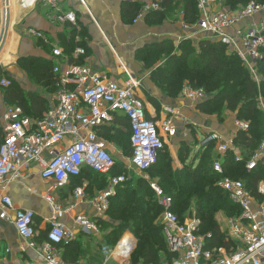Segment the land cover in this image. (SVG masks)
<instances>
[{
  "label": "built area",
  "instance_id": "built-area-1",
  "mask_svg": "<svg viewBox=\"0 0 264 264\" xmlns=\"http://www.w3.org/2000/svg\"><path fill=\"white\" fill-rule=\"evenodd\" d=\"M55 5L54 0H43ZM139 5L140 15L162 10L160 0H125ZM198 18L194 24H182L187 30L202 34L205 39L222 45L229 54L239 57L252 80L258 84V63L264 60V1H252L236 10L226 9L221 0H197ZM258 16V21L253 19ZM62 20L76 25L74 13H67ZM240 26V27H239ZM40 39L42 34L31 32ZM83 48L73 51L78 59L85 55ZM52 56L59 60L52 72L56 76V103L38 120L23 115L20 107H7L2 115L4 126L0 144V180L17 176L30 163L37 164L44 181H52L55 188L66 187L71 179L81 175L84 169L98 174H108L115 167L116 160L109 153L105 143L98 137L96 129L109 122L114 114L128 119L130 126L131 157L128 170L141 174L148 180L146 172L156 164L158 153L164 148L166 139L176 134L172 110L165 109L167 117L160 122L148 119L145 103L140 96V82L128 72L123 84L111 80L105 74H96L82 65L69 64L60 48L52 49ZM2 88L11 86L7 79L0 80ZM188 99H204L201 90L186 89ZM264 111V104L261 103ZM240 130L247 131V123H238ZM71 138V140H70ZM69 139V140H68ZM220 142L218 155H226L229 143L220 141L216 133L208 135L202 143ZM65 144V145H64ZM64 145V146H63ZM231 145V144H230ZM63 146V147H62ZM48 153L44 157V153ZM264 156L262 142L253 158L246 164L248 171ZM240 161V158H236ZM213 171L223 176L222 162L217 159ZM127 178L115 176L109 181V189L97 200L99 216L106 210L107 199L114 195V189ZM217 186L227 194L230 202L240 208L239 217L228 219L227 242L236 241L229 249L207 248L211 236L199 232L200 220H181L173 211L171 197L155 184L150 187L162 208L160 218L169 252L174 256L172 264H264V181L258 183L256 196L249 192L244 183L222 178ZM77 198L83 197V190H75ZM52 211L48 221L45 240L37 242L32 211L16 209L12 201L0 193V219L10 221L26 247L37 255L29 264H62L56 246L69 241L72 234L60 224L63 210L50 197L46 198ZM75 223L85 231H96L95 222L85 216H77ZM230 239V240H229ZM233 241V242H232ZM10 250H6L8 253ZM0 264H8L0 260Z\"/></svg>",
  "mask_w": 264,
  "mask_h": 264
},
{
  "label": "crops",
  "instance_id": "crops-1",
  "mask_svg": "<svg viewBox=\"0 0 264 264\" xmlns=\"http://www.w3.org/2000/svg\"><path fill=\"white\" fill-rule=\"evenodd\" d=\"M54 1L55 5L47 4L43 0H8L9 7L7 8L3 0H0L1 28L5 24L4 13L7 10L10 12V26L4 48L6 52L0 61V80H9L11 86L13 85V88L17 89L21 97L27 101H29L28 97L31 94H36L42 98L44 110L41 111L39 118L56 103L57 78L53 74L52 69L54 65L59 64V60H55L52 56V49L60 48L64 57L68 59L69 64L86 66L93 73L105 74L119 84H123L126 80L125 71H128L135 80L140 82V96L145 103L147 117L151 121L161 123L168 116L165 109L172 110L176 134L166 139L165 146H167L169 141L175 139L176 142L188 145L191 150L189 156L182 162L178 157V151L175 152L171 148L174 169H181L185 165L196 166L198 164V160H196L197 154L207 146L202 147L203 140L212 133H216L220 137L221 142L229 143L230 149L228 151L233 153L235 160L237 157L240 158V161L243 160L242 150L236 149L234 140L237 132L242 131L238 123L247 122L237 120L234 112L223 109L220 115H210L217 116L218 120H223V122L212 119L210 123L207 121L209 115L198 110L199 104L210 99V95L206 94V98L201 100L188 99L183 95L184 91L186 89L194 90V88L185 83L177 99H174L163 94L156 83L150 80L152 71L163 67L167 56L181 53V44L185 45L184 47L190 46L196 52L199 51V45L203 41L217 44V42L205 39L195 29L187 30L182 27V24L189 23L185 20L184 5L181 0H171L172 11L166 8L163 0H160L161 11L151 12L140 17L139 5L125 0ZM67 13L75 14L76 25L62 20ZM257 21L258 16L253 19V22ZM31 32L42 34L44 39L36 37ZM77 48H83L86 52L84 56L75 59L73 51ZM27 63L35 66L50 65L52 68L50 73L54 85L46 86L36 82L24 68V64ZM152 63L156 64L149 67ZM241 65L249 74L242 62ZM256 70L260 83L258 66ZM259 83L256 85L259 86ZM8 88L0 86V132L2 135L4 126L2 115L8 106L12 107L5 97ZM151 98L154 101H151ZM261 103L264 104V99L260 96L258 97V104L264 116ZM21 110L26 118L33 120L31 119L32 117L25 115L22 108ZM124 118L121 114H114L109 122L96 129L98 137L105 143L107 150L116 161H120L122 154L118 151L112 138L117 131L123 132L124 130L127 131L128 137H130L127 122L125 124L122 123ZM107 132H109L108 135L106 134ZM1 137L0 140H2ZM210 143H213L215 148L213 164L217 159L223 164L225 155L219 156L217 152L221 143ZM257 150L258 148L254 151L249 161ZM47 156L48 153H44V157ZM125 165L128 169L129 159ZM257 165L264 167V156L257 161ZM40 171L41 169L37 164H28L20 170L17 176H8L0 180V193L8 197L16 209L34 213L37 242L45 240L49 229L48 221L51 219L52 211L46 198L50 197L53 203L64 212L60 219L61 226L72 234L71 239L64 242V244L72 243V250H68V252L74 253L76 251V254L79 253L81 258L76 261L77 263L72 264H85L88 259L91 262V241L104 240L105 235L110 230L108 225L114 223L108 214L111 200L116 196V188L118 186L114 189V195L107 199L105 212L101 216L97 212L99 204L97 200L103 192L109 189V181L113 177L109 178L103 189H99L92 174H84L79 179L73 178L66 187L56 189L52 181L42 180ZM134 173L137 174L136 172ZM137 175L141 176V174ZM141 179L149 182V185L151 183L157 185V182L150 181L149 177L146 180L141 176ZM77 188L83 190V197L77 198L75 196ZM77 216H85L95 222L97 230L85 231L80 225L75 223ZM193 218L197 217L194 216ZM158 219L162 224L160 216ZM134 242L132 234L126 232L120 237L115 249L127 251L129 250V243H131V249H133ZM7 249L10 250L8 253H6ZM115 249H104L101 256L98 255L99 264H125L132 250L129 251L126 260H122L115 259L112 256ZM56 252L60 262L68 264L62 260L57 249ZM114 255L119 257L117 253H114ZM100 258L103 259L102 262H100ZM0 260H4L8 264H29L37 260L35 252L28 249L19 238L14 225L10 221L2 219H0Z\"/></svg>",
  "mask_w": 264,
  "mask_h": 264
},
{
  "label": "trees",
  "instance_id": "trees-1",
  "mask_svg": "<svg viewBox=\"0 0 264 264\" xmlns=\"http://www.w3.org/2000/svg\"><path fill=\"white\" fill-rule=\"evenodd\" d=\"M163 1L166 8L172 11L171 0ZM252 1L263 2L264 0H222V4L226 9L236 10ZM181 2L184 5L185 20L189 24L196 23L198 18L197 0H181ZM180 46L181 53L167 56L165 65L152 71L150 80L156 83L163 94L171 98L179 95L185 83H188L194 90L203 89L211 97L199 104L198 110L201 113L220 115L225 109L234 112L237 120L247 122L249 124L248 131L237 132L234 140L236 149L242 150L244 158L237 162L233 153L228 151L222 164L224 174L219 176L213 171V162L211 161L215 149L213 143H208L206 148L197 154L198 164L196 166L185 165L181 169L173 168L172 158L168 152L163 156V151L166 148L164 146L158 153L156 164L147 171V175L150 173L151 180L157 182L165 195L171 197L172 211L181 220L189 212L195 213V216L200 220L199 232L204 236H211L207 248L225 247L229 249L232 243L222 240L225 237L220 232L215 217L218 213H222L226 217L230 216V218L239 217L241 210L230 202L227 194L216 184L222 178L238 180L244 183L246 189L253 196L257 197V184L264 180V167L261 165H257L251 171L246 169L247 162L264 140V116L258 104V97L261 96L264 99V60L258 65L261 81L257 86L241 65L238 57L235 54L227 53L222 45L203 41L199 45L198 52L191 49L190 46L184 47L183 44ZM192 54L193 58L190 57ZM155 64L152 63L149 67ZM24 68L36 82L46 86L54 85L50 65L35 66L27 63L24 64ZM5 97L11 106L21 107L25 115L32 117L31 119H40L38 116L44 110V101L38 95L31 94L27 101L12 85L6 90ZM124 119L122 123L127 122L130 135L128 119L126 117ZM106 134L108 135L109 132ZM129 139L130 137H128L130 147L128 156L131 157L132 150ZM1 142L2 140H0V144ZM190 151L188 145L182 143L178 150L179 159L183 162L189 156ZM123 169L122 164L116 161L115 167L108 175L83 170L76 179L81 178L84 174H92L99 189H103L110 177L125 174ZM150 195L155 204L151 202L152 200H147ZM111 201L108 215L114 223L108 225L110 230L105 235L108 249H112L120 237L129 232L138 241L136 252L132 254V264H139L140 261L142 264H163V256L170 258L164 238L163 224L157 223L162 208L158 205L149 182L130 178L116 188V196ZM72 247V243H62L56 246V249L68 251L72 250ZM130 247L129 245V249ZM61 258L68 264L81 259L76 251L68 252V255H62Z\"/></svg>",
  "mask_w": 264,
  "mask_h": 264
},
{
  "label": "rangeland",
  "instance_id": "rangeland-1",
  "mask_svg": "<svg viewBox=\"0 0 264 264\" xmlns=\"http://www.w3.org/2000/svg\"><path fill=\"white\" fill-rule=\"evenodd\" d=\"M192 56H193V54L190 55V57H192ZM174 99H177V97H175ZM151 101H154V99L151 98ZM207 115H209V114H207ZM197 116H199V115H197ZM212 119H216L218 122H223V120H218L217 116H210V115L208 116L207 121L211 123L212 122L211 121ZM112 141L117 146L118 151L122 154V158H124L123 160L121 158L120 161H118V162L120 164H122V167H124L123 173H125L126 178H128V180L130 178H133V179H141V176H139V175L135 174L134 172L128 170L126 168V165H125L126 161L130 158L128 156L129 155V152H130V147L128 145V134H127V131L124 130L123 132L116 133L115 136L112 138ZM181 146H182V143L181 142L180 143L179 142H176L175 139L169 141L167 143V146H165L166 148L163 151V156H164V154L166 152H168L170 154V156H172L171 155V148H173L174 151L176 152V151L179 150V148H181ZM211 161L213 162V156L211 157ZM147 177H149L150 181H152L151 180V174L150 173L147 175ZM147 200H152L151 202L154 203V199H153V197H151V195H150V197L147 198ZM194 216H195V213L193 211H191V212H189L188 214H186L184 216V219L193 218ZM215 218H216V223L219 225L220 232L223 234V237H225L222 240H224V242H225L228 239V238H226L227 237V231L229 230V228H228V222L227 221H228V219H230V216L226 217L222 213H218ZM157 223H159V219H157ZM133 238H134V241H135L134 243L135 244L133 245V249H131V247H130L129 250H132V251H131V253H130L129 257H128V261L125 264H132V254L134 252H136V249H137V246H138V241L136 240V238L134 236H133ZM91 243H90L91 244L90 246L92 247V256L90 258H92V261L90 262V259H88L87 260L88 262H86V263L87 264H99L98 255L101 256V254L104 251V249L108 248L107 243H106L105 239L102 240V241L93 240V241H91ZM116 245L113 246V248H112L113 250L116 248ZM129 245L132 246L131 243H129ZM232 245L236 246V245H238V243H236V241H234L232 243ZM129 250H127V252H129ZM168 252H169V250H168ZM58 253L61 256L62 255H68V251H64V250L63 251L62 250H58ZM168 255H169L170 258H166V257L163 256V260H162L163 261V264H171L172 259H174V256L172 254H170V252H169ZM102 261H103V259L100 258V262H102ZM139 264H142L141 261L139 262Z\"/></svg>",
  "mask_w": 264,
  "mask_h": 264
},
{
  "label": "water",
  "instance_id": "water-1",
  "mask_svg": "<svg viewBox=\"0 0 264 264\" xmlns=\"http://www.w3.org/2000/svg\"><path fill=\"white\" fill-rule=\"evenodd\" d=\"M4 5L8 8L9 7V2L8 0H3ZM4 17H5V24H4V29L1 32V39H0V53L2 52L6 41H7V37H8V30H9V26H10V12L9 10H7L4 13Z\"/></svg>",
  "mask_w": 264,
  "mask_h": 264
},
{
  "label": "bare ground",
  "instance_id": "bare-ground-1",
  "mask_svg": "<svg viewBox=\"0 0 264 264\" xmlns=\"http://www.w3.org/2000/svg\"><path fill=\"white\" fill-rule=\"evenodd\" d=\"M4 22H5V17H4ZM4 29V27L3 28H1L0 27V39H1V32H2V30ZM4 48H5V46H4ZM3 48V50H2V52L0 53V61L2 60V57H4V55H5V52H6V50ZM1 63V62H0ZM132 247V246H131ZM117 248V247H116ZM130 251V250H129ZM114 253H117V254H119V257H116L115 255H114ZM128 255H129V252H127V251H125V250H121V249H115V251L113 252V254H112V256L115 258V259H122V260H126V258L128 257Z\"/></svg>",
  "mask_w": 264,
  "mask_h": 264
}]
</instances>
